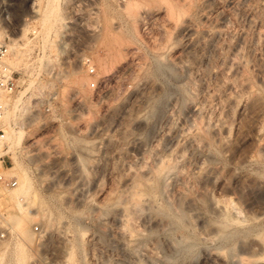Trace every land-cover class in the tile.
<instances>
[{
    "label": "rangeland",
    "instance_id": "rangeland-1",
    "mask_svg": "<svg viewBox=\"0 0 264 264\" xmlns=\"http://www.w3.org/2000/svg\"><path fill=\"white\" fill-rule=\"evenodd\" d=\"M46 1L48 0H33L32 6L30 0H4V5L1 4L9 13L10 22L14 26L9 44L13 41L12 44H15L7 59L12 60L11 63L14 61L12 67L15 69L18 85L17 91L8 98L9 105H5V134L10 144V140L15 138L11 128L21 131L18 146L22 150L19 153L16 151V158L20 166L27 170L31 190H36V195L42 200L40 203L44 204H41L42 210L38 213L32 210L31 217L20 220L32 234L31 243L21 249L17 246V232L21 223L17 224L14 219H10L9 214L17 212L13 205L14 202H19L18 197L23 193L18 186L10 189L8 194L0 190V231L5 225L9 230L4 237H0V264H45L44 260L47 258L54 264H64L63 245L72 248L68 264H106L101 256L102 245L97 238H105L108 227L100 223L97 211H110L118 202L119 195L114 189L118 186L120 177L114 166L124 159L137 157L138 153L132 150L134 139L144 146L146 156L150 155V149L152 153L154 147H162L165 140L160 132L165 118L167 115L170 117L171 112L175 116L174 120L178 119L179 112L175 114L167 105L170 90L176 87L170 88L163 75L156 71V58L171 66V70L165 68V72L167 78L180 88L175 94L178 100L181 97L188 103L197 99L196 86L199 80H192V76L174 64L170 55L174 53L171 50H178L179 46L186 43L185 36L180 35L174 41L176 45L171 38L182 25L180 21L183 20V15L191 12L192 26L199 30L213 27L211 38L215 37V43L213 44L212 38L211 45L208 38L202 39L197 50L198 52L200 47L201 53H196V56L207 53L205 55L209 61L197 62L203 66L199 68L197 65V73L208 85L210 99L209 103H196L195 108L205 116L208 114L211 119L216 113L222 116V109L227 105L225 92L229 94L234 89L237 92V86L241 82H248L247 85L250 84L251 87L249 85L248 90L239 92L237 104L231 107L230 119L233 117L234 120H229L228 134L234 140L230 144L232 150L229 146L230 151H223L220 143L212 142L206 152V159L201 161L202 167L190 170V179L200 176L205 167L215 166L219 173L214 181L217 185L214 183L211 192L219 198L232 197L236 205L228 204L227 210L232 211L233 206L238 207L240 214L247 217L243 203L254 196L253 185L264 176V152L259 149V143L264 142V131L257 129L264 124V82L258 80L260 63L264 62V0H207L209 5L206 9H202L200 5L202 0H126V3L124 0H55L57 3L53 4L55 8L51 12L45 11ZM144 6H148V14L142 17L139 14ZM160 6L161 9L165 8L164 11L159 10L160 12L153 14ZM169 11H173V14L170 12L172 17L168 16ZM222 15L226 21L220 20ZM167 17L171 24L173 19L174 22L177 18L179 21L171 26ZM214 24H221L222 27L219 25L216 28ZM33 26L35 30L32 29ZM24 29L27 31L24 32ZM239 42L242 43L241 47ZM235 47H239L241 53L238 59L242 63V74L232 76L229 80L224 70L227 71L230 65ZM89 66L92 67L91 71ZM150 81L157 88L153 90L149 100L139 104L134 94ZM253 95L257 100L251 99ZM19 96L15 107H11L13 100ZM178 100L176 107L182 104ZM253 100L257 101L254 102L255 105L252 104ZM126 108H129L127 112ZM218 110L221 111L217 112ZM139 112L142 114L139 115ZM135 114L138 115L137 118L133 117ZM140 118H143L142 124ZM97 123L101 127V133L95 128ZM205 129L197 127L188 135L202 137ZM113 152L118 154L116 162L112 158ZM79 156L83 159L82 165L78 162ZM9 167L19 180L21 169L15 167L12 161ZM73 175L81 177L87 188H93L95 180H99L93 193L79 207L64 203L57 194L61 190L60 186L52 190L47 188L52 179L61 177L58 179L65 181L67 176L69 179ZM159 180L145 197L151 198L166 210L169 209L166 186L161 178ZM192 186L186 192L194 196L197 185ZM203 202L201 198L197 199L200 210L209 216ZM46 211H51L52 216ZM247 219L252 222L251 218ZM33 223H39L41 230L47 228V233L42 237L40 233L34 232L31 227ZM179 231L182 229L175 233L178 234ZM141 232H132V238L135 240L141 237L144 233ZM197 252L195 250L193 253Z\"/></svg>",
    "mask_w": 264,
    "mask_h": 264
},
{
    "label": "bare ground",
    "instance_id": "bare-ground-1",
    "mask_svg": "<svg viewBox=\"0 0 264 264\" xmlns=\"http://www.w3.org/2000/svg\"><path fill=\"white\" fill-rule=\"evenodd\" d=\"M124 1L125 3L127 1L129 2V0L127 1L124 0ZM46 2H47V5L46 6L44 5L46 8L45 11L51 12V10L55 8L53 4L56 1L48 0ZM201 2L202 3L200 5H202V9L203 8L206 9V6L209 5L207 4L208 3L207 0H202ZM188 3L186 2V4ZM183 4L185 3L183 2ZM167 6L168 7L170 6V8L172 9L171 5L167 4ZM1 7L3 8L4 6H1ZM188 7H190V5ZM147 8L148 6L147 7L144 6V8L141 10L139 15L142 16V15L148 14ZM164 9H161V6H160V8L155 9L152 13L155 14L154 12L159 11V10L164 11ZM186 11H189V10H186ZM170 12L172 13L173 11H169L168 16L172 17L173 13L171 14ZM191 14L187 13L183 15V18H182L183 20L181 19L182 21H180L181 22L180 24L182 25L181 26H179L180 24L178 25L179 28H177L176 33L175 31H172L175 34L169 33L170 35L172 34V38L170 37L172 40L171 39L170 40L173 42V44L176 43V42L174 43V41H177L180 35L185 36L186 38L184 41L186 42L185 45L179 46L178 50H176L177 48L174 50H171L174 53L170 55H172L173 57L174 64L178 65L185 73L190 75V77L192 76V80L193 78L199 80V82L197 81L198 83L196 86L197 99L195 102L192 101L188 103L187 101L183 100V98L181 97H180L181 101L178 100L175 94L180 88L178 89L177 85H175L173 82H171L167 78L168 75L165 72L166 70L165 68H168L171 70V66H169L166 62H163L162 60L161 61L157 60L156 58V61H155L156 71H158L159 74H161V76L163 75V77L165 78L170 88L171 86H174V88L176 87L174 90H170V93H169L170 99L167 102V105H169L174 110L175 114L179 112L178 117H177L178 119L177 121H175L173 118L175 116L171 112L169 113L172 115H170V117L167 115V117L165 118L166 120L164 119L165 122H164V125H162L161 132H160L161 136L164 137V140H165V143L162 147H159V146H157L158 148L154 147L155 149L153 148L152 153H150L151 152V149H150L149 151L150 155L146 156V154L144 153V148H143L144 146L139 141L137 140L135 141L134 139L135 142L132 141L134 143V145L132 146L133 147L132 150H135L138 153L137 157L133 158L129 156L130 157L129 159H126V160L124 159L123 161L121 160L122 163H118V165L114 166L115 171L120 177L118 186L114 189L115 193L119 195L118 199L116 197L118 202L116 203V206L110 211H103V210L99 211V209L98 211L96 210L97 213H99L98 215H99L100 223L104 224V226L106 224L108 227L107 236L103 239H101L100 237L97 238V240H99V242L102 245L103 254L101 256H102V259H104V261L106 262V264H176V262H178L177 264H264V176H262L263 179H257L256 182L254 183L253 189H252L254 196L250 199H247L243 203L245 212L247 213L246 216L248 218H251L252 220L250 221L252 222H249V219H247V217L242 216L240 214L241 211L240 212L238 211L237 209L238 207L233 206L234 209L232 208L233 209L232 211L227 210L228 204L229 205L235 204V200H233L232 197L219 198L211 192L212 191L211 188L214 187V183H215L214 181L216 180V176L219 173L218 169H216L215 166L214 168H211L210 165H209L210 168H208V166L205 167V171H203V173L200 176H198L195 179H190V177L192 176V175L190 176L189 174L190 170L192 169L195 170L196 168L199 169V167H202V164H201L203 162L202 160L206 159L205 158L206 152L212 142L215 143L217 141L218 143H220V146L222 147L223 151L227 150L229 146H231L230 149L232 150V145L230 144L231 142L233 143L234 140H232L233 137L230 138L228 134L229 125H230L229 120H231L232 122V119H233V117L232 119H230L232 115L231 107L233 104H237V97L239 95V92L245 91L246 89L248 90L247 87H249L250 85V84L247 85L248 82L246 83V82L240 81L241 82L240 85L237 86L238 87L237 92H236V89L234 88H233L234 89L233 91L235 92H233L232 90H231L232 93L228 91L229 94L225 92V97H226L225 100L227 102V105L224 107V109H222L223 111V114L221 112L222 116L220 114L216 115L217 114L216 113L214 118L211 119L209 118L210 116L208 114H207L208 116L207 117L204 114H202L199 110H197V108H195L196 103H199L200 101L201 102L203 101L204 103H209V99H210V97L208 99L209 87L206 84V82H204V78L200 79L199 74L197 73V65H199L197 62H200L201 60L202 62L205 60L209 61L207 60V55H205L207 53L202 52L203 54H200V55L197 54L198 56H196V53H201L200 47H199L198 52L197 50H198L199 43L202 39L208 38L207 41L210 43V45L212 44L213 37L211 38V35H212L211 30L213 29V27H205L200 30L194 28L192 26L193 18L191 17ZM176 16H179V14L177 15L176 13ZM223 16L224 15L219 17L220 20L223 19ZM169 17H167L168 21L170 20ZM175 20L179 21L178 18ZM170 21L169 23L171 24ZM176 21L174 22V19H173L172 20L173 24H171V26L175 25L174 23H176ZM212 23L214 22H211V24ZM221 24H219L220 27H222ZM214 25L216 26V28L217 26H219L218 24H214ZM223 25H225L224 22H223ZM25 29L23 30L24 32L27 31ZM215 33L217 35L218 32L216 31ZM258 34L259 32L257 33V36L259 39L260 35ZM12 43L9 44L10 51L11 50L13 51V48H14L15 43L14 44ZM214 43H215V40L213 44ZM240 43L241 42H239V45ZM171 46L173 47L174 45H171ZM239 47H241V45ZM239 47L234 48L235 50L233 51V55H232L233 57L230 59V62H229L230 65L227 67V71L224 70L227 73L226 76L228 77L227 79L229 80H230V77L232 76L235 77V76H239L240 74H242L241 73L242 63H241V60L238 59V56L241 57V53L239 52ZM17 48L18 46L16 47V49ZM169 48L171 49V47ZM209 50L210 49H208V51ZM209 52H211V50ZM9 60L10 59H7V62L9 63V65L13 66L12 63L14 61L11 63L12 60H10V62ZM207 63L210 64V62H207ZM200 66L201 65H199L198 67L200 68ZM258 78H259L258 80H261L264 82V62L260 63ZM169 86H168V89H170ZM239 87H240V90L238 91ZM156 88H157V85L155 83H152V82L146 83L135 94L134 93L133 94L136 98H138L137 100L138 103L141 104L149 100L148 98H150V96L153 95L152 94L153 90H155ZM20 96L16 98L15 100H13L12 103L10 102L11 107L13 108L15 107L16 101L20 98ZM255 98L257 97H254L253 95V98L251 99H255ZM177 100L179 101L180 104L182 103L181 105H179V107H176L178 106L176 104ZM252 102H253L252 104H254V102H257V101L253 100ZM5 105H9L8 99H6ZM222 105L223 103L221 104V106ZM11 107H10V110H11ZM138 108L140 109L139 105H138ZM126 109L125 111L127 112L129 108H126ZM172 109H170V111H172ZM219 111L221 110H218L217 112ZM5 112L7 111L5 110ZM142 112L141 113L139 112L138 114L140 115L142 114ZM212 115H213V112H212ZM3 116H4L3 117V122H4L6 121L7 117L5 115ZM136 116L138 117L137 114H135L133 117H136ZM142 119L143 118H140V121H141L140 124H142ZM116 125H118V123ZM100 126L102 125L100 124ZM197 127H200V128L202 127V129L203 128L207 129V130L205 129L206 131L204 130L205 132L204 136L202 137L200 136L198 138V136L196 137L194 135H188L190 132L192 131L194 132V130H196ZM95 128L99 130V132L101 131L100 129L101 127H99V123H97V126ZM257 129L258 131L260 129L264 131V124L261 127L258 126ZM258 131L256 133H259ZM11 133L12 135L15 136V138L13 141L10 140V144H8V150L10 151L12 162H14V166L21 169L19 180H17V184L13 188H16L18 186V189H21L24 195L23 194L20 195L22 200L21 201L19 200V202L24 203L25 205L24 206L21 205L18 201L14 202L15 205L13 206L15 207L17 212L10 213L9 217L10 219H14L17 222V224H19V222L21 223V221L23 220V217L24 219H26L32 216L31 214L33 213L32 210L34 211L36 210L35 212L37 213L39 212V210H42V207H41L42 203H40L42 202V200L39 198L38 194L36 195L35 193L36 190L35 191L31 190L32 189L30 188L31 182L28 177L27 170L23 169L20 166V163L17 161V158H16L15 147H17L19 144L20 137H21L20 136L21 131H15L13 128H11ZM5 138H6V134H5ZM259 144H260L259 145L260 152H264V142L263 143L260 142ZM228 151L230 150L228 149L227 152ZM38 152H35V154L38 155L39 154ZM115 152L117 153L118 151H115ZM115 152H113L114 154L112 158L113 159L115 158L113 161L116 162L117 160L116 156L118 154L116 155ZM112 158H110V160ZM78 162L80 163V165H82L83 163V159H81L80 156L78 158ZM79 163L77 164L79 165ZM43 168L45 167H42V169ZM79 176L74 177L73 175V177L70 176L69 179H68V176L67 177L63 176V177H66L67 179L65 181L63 180L60 181L59 179L61 177L60 178L58 177L59 179L56 177L57 179L56 178L55 180L52 179V181L48 183L47 188L49 190H52L60 186L61 190L58 191L57 194L61 197V199L64 200V203L79 207L87 197H90V195L93 193V188L97 186L99 182V180L96 179L95 180L96 184L94 183L95 186L93 185V188L92 187L87 188L84 185L83 180L80 179L81 177L79 178ZM160 178L163 180L166 186L165 191L167 193L166 197L168 198L167 207L169 208L166 210L163 207H161L159 204L155 203L151 198L145 197L148 191L150 190L152 191L154 189L156 183L160 181L159 180ZM18 181H19V185H18ZM193 184L197 185L196 186L197 188H195L194 190L195 191L194 193H196L194 196L189 195L188 193L189 191L187 190L193 187L192 186ZM215 185L217 184L215 183ZM163 188L165 187L163 186ZM186 190L188 192H186ZM163 192H164V189H163ZM98 193H99V190H98ZM25 196L27 197V200ZM200 198L204 201L203 203L206 205L209 211V214H210L209 216L204 215L203 212L200 210L197 204V199H200ZM9 199H7V201H9ZM113 205H115V203ZM15 209H12V210H15ZM105 209H107V207ZM50 212L51 211L47 212L49 216L51 215ZM81 223H84V222L82 221ZM62 225H64L65 227V224H62ZM79 225H83V224L79 223ZM180 229H182V231L181 232L179 231L180 233L178 232V234H176L175 231L180 230ZM58 231H61V230L59 229ZM135 231H140V232L142 231L141 233L144 232L145 235L143 236L144 233L142 234L141 237H139L140 235H138L139 238L134 240L132 238V232L135 233ZM38 233H40L41 236L43 237L47 233V228H45L44 230L40 229ZM17 238H18L17 246H19L21 249H24L23 247L29 242L31 243L32 234L25 227V224L21 223L20 229L17 232ZM40 242H43V241H40ZM63 246L64 248L62 251H64V253L63 252L62 253L64 254L63 257L65 258V262L63 263L66 264L67 261L69 260L70 252L72 251L71 250L72 248L70 249V247H68L67 245H63ZM195 250L198 251L197 254L193 253ZM192 253H193V256H192ZM44 262L45 264H54V262H52L51 260H48V258L45 259Z\"/></svg>",
    "mask_w": 264,
    "mask_h": 264
},
{
    "label": "built area",
    "instance_id": "built-area-1",
    "mask_svg": "<svg viewBox=\"0 0 264 264\" xmlns=\"http://www.w3.org/2000/svg\"><path fill=\"white\" fill-rule=\"evenodd\" d=\"M32 2L33 0H30V6H32ZM0 4L4 5V1L1 0ZM13 28L14 26H12L9 19V13L0 5V190L4 194H8L10 189L17 184L16 176L9 167L12 158L8 150V141L5 138L6 125L3 122L5 101L17 91L15 69L7 62L10 51L9 42L12 38L11 31ZM32 29L35 30V27L33 26ZM88 69L91 71L92 67L89 66ZM19 150H22L19 146L15 147L17 153L20 152ZM18 198L20 201L22 200L21 196ZM31 227L37 233L41 229L39 223H33ZM8 231V227L5 225L3 230L0 231V237H4Z\"/></svg>",
    "mask_w": 264,
    "mask_h": 264
}]
</instances>
